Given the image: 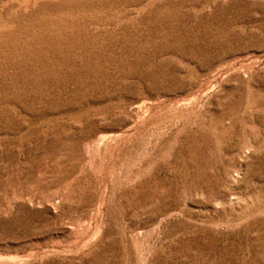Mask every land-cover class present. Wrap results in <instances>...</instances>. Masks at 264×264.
Here are the masks:
<instances>
[{"label": "rangeland", "instance_id": "374dc122", "mask_svg": "<svg viewBox=\"0 0 264 264\" xmlns=\"http://www.w3.org/2000/svg\"><path fill=\"white\" fill-rule=\"evenodd\" d=\"M0 264H264V0H0Z\"/></svg>", "mask_w": 264, "mask_h": 264}]
</instances>
